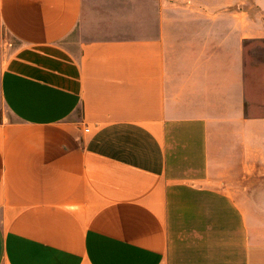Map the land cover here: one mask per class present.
Masks as SVG:
<instances>
[{"label":"crops","instance_id":"obj_1","mask_svg":"<svg viewBox=\"0 0 264 264\" xmlns=\"http://www.w3.org/2000/svg\"><path fill=\"white\" fill-rule=\"evenodd\" d=\"M0 264H264V0H0Z\"/></svg>","mask_w":264,"mask_h":264},{"label":"rangeland","instance_id":"obj_2","mask_svg":"<svg viewBox=\"0 0 264 264\" xmlns=\"http://www.w3.org/2000/svg\"><path fill=\"white\" fill-rule=\"evenodd\" d=\"M76 35H77V34H73V35L71 36L70 39L76 38V37H75Z\"/></svg>","mask_w":264,"mask_h":264},{"label":"built area","instance_id":"obj_3","mask_svg":"<svg viewBox=\"0 0 264 264\" xmlns=\"http://www.w3.org/2000/svg\"><path fill=\"white\" fill-rule=\"evenodd\" d=\"M89 131H90V130L87 128V129H86V132H89Z\"/></svg>","mask_w":264,"mask_h":264}]
</instances>
